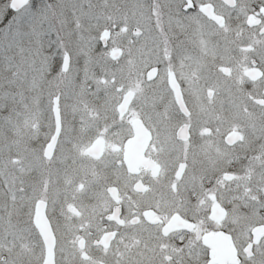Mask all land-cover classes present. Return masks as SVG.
I'll list each match as a JSON object with an SVG mask.
<instances>
[{"label": "snow or ice", "instance_id": "1", "mask_svg": "<svg viewBox=\"0 0 264 264\" xmlns=\"http://www.w3.org/2000/svg\"><path fill=\"white\" fill-rule=\"evenodd\" d=\"M0 264H264V0H0Z\"/></svg>", "mask_w": 264, "mask_h": 264}]
</instances>
